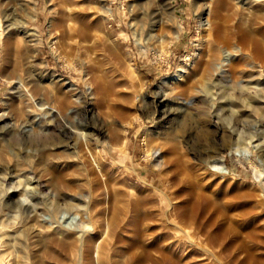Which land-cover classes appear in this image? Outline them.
<instances>
[{
  "label": "rangeland",
  "instance_id": "374dc122",
  "mask_svg": "<svg viewBox=\"0 0 264 264\" xmlns=\"http://www.w3.org/2000/svg\"><path fill=\"white\" fill-rule=\"evenodd\" d=\"M262 1L264 2V0ZM104 7H109L113 11L114 15L111 19L105 18L104 11L106 8ZM205 7L206 0H0V158L3 156L0 159V255H4V257L7 255L5 259L1 255V264H5V262L7 264H18L17 261L19 264L21 263L20 261H22L21 264H31V259L34 258L31 256H34L33 254L35 252L37 253L35 258L37 257V260H42L46 264H74L73 262L76 259L74 252L69 254L62 248L59 238H68L75 234L71 232L74 226L70 228L71 231H68L66 226L71 225L69 220L72 217L75 219L73 221L74 224L80 222L79 214H82L85 203L73 198V194H67L64 197L57 196L55 194L56 191L47 185L48 182L46 179H49V176L46 174L43 176L44 173L41 172H43L42 169L45 166L56 167L59 164L60 166L58 165L56 170L58 172L61 171L64 178L72 180L82 190L88 187V182L92 183L93 180L97 181L96 176L93 175L94 171H91L93 166L77 158L76 155H79V149L76 145L77 141H74L75 138L70 130L65 128L75 123V125L81 123L89 125L88 128L82 131L88 140L91 138L92 143H94L93 148H97V151L102 153L101 161L105 167L103 168L104 174L113 180L111 183L113 189L111 190L112 192L110 191V196L113 197L114 194L116 195V198H114H118L116 205L121 207L120 209L124 210V208H128L127 217L131 213L129 206H133L134 202L139 199L148 203L146 204V209H149L150 213L153 212V216L155 218L158 217V219H163V217L157 216L159 204H161V211L163 213L168 208L167 202L164 201L162 203V195L154 188L159 187L160 173L154 165V161L146 158L144 155L145 139L157 135L167 136L173 140L185 142L183 144L184 147L181 142V152L191 167H198L201 165L202 160H210L208 170L214 173L216 168L212 167L211 161L222 157L224 166L227 169L223 167V171L225 174H228V177L221 179L220 176L211 174L212 176H207L205 180L208 185H212V191L216 194H224L223 196H226L225 199L233 201L235 200L234 197L238 196V199L240 198L239 201L247 202V196L249 194L260 193L261 189H264V106L260 109H255L253 113L249 112L244 114V108L230 107L231 105L226 99H221L220 92L222 88L217 87L218 85L212 86L210 88L211 93L206 94L209 95L211 100L206 99L209 97H206L203 91L199 90L200 88L195 85L190 88L194 92H187L184 95L173 92L176 85L173 79L177 75L179 66L182 63H186L189 69L194 62V56H197L201 51L203 40L202 31L204 29L202 23H204L205 19H203ZM260 8L264 9V7ZM68 10L69 13L73 11V13L77 12L76 14L80 15L82 20L93 31L95 42L90 46L87 45L89 48H94V51L92 50L93 53L83 44L78 45L75 48V52L69 53L65 58H58L54 54L50 45V29L52 30V35L58 36L57 34L60 31L58 24L61 22L63 15L69 14L67 12ZM179 23H181V27L177 29L176 25ZM22 28L24 31H34L37 33L35 45L39 50L36 55L31 50L29 53H25L26 55L23 57V44L25 40L21 34ZM135 28L138 29V32L145 31L142 34V38L145 39L142 40V43L136 36ZM6 29H8V32ZM174 29L176 31L178 30L179 35L174 40L170 51H164L163 54L156 52L159 46L166 47L167 42H171V38L175 34ZM10 32L13 34L12 43L14 46H11L9 41L6 40L7 33ZM18 35L24 42L21 41ZM111 44L119 45L120 52L122 55L124 53L123 56L128 60L132 61V64H134L133 67L136 69L135 71H138L137 74H130L129 70H125L120 62L110 55L108 48H110L109 46ZM93 65L101 69L104 73L102 75L108 81L109 85L114 84L118 88L127 83L125 88H123L126 91L124 90L123 93H128L133 88L137 90L136 86H139L135 83L139 84V81L144 79L143 88L144 92H146L144 93L145 98L138 97L136 99L139 104L137 103L136 109L130 112L128 116L124 118L111 116L109 119L108 115L105 114L106 109L100 108L98 104L99 96L96 94L93 85H91L92 83L89 77L87 78L89 75H86L84 70H82L86 69L87 71L89 66ZM47 74H54L61 81L65 83L67 81L66 85H73L74 92L72 93V100L74 103L72 105L73 109L68 116L62 113V118H57L59 121L58 131H61V137L57 141H61V148L49 146L44 150V144L41 142L44 137L40 135L42 132V135L45 134L44 132H46L48 121L56 118V116H47L43 119L42 114L44 112L39 111L43 107L46 108L44 105H47V107L51 106L49 105L51 102L49 101L48 92L43 89V86L54 85L51 83L52 78H49ZM204 75L199 74L196 77L197 80H201ZM7 76L9 77L6 78ZM185 76L186 74L182 75L179 80L185 82ZM206 76H211L216 84L221 82L225 87H231L233 85L229 74H206ZM257 77L264 79V74H259V69H255L253 74H236V82H242L241 86H245L247 83L257 79ZM19 78H21L20 81H28L29 87L32 88L33 95L36 98L35 100H42L43 102L42 104H38L37 102L35 107L31 106L30 111H32L30 114L33 117L31 121L34 125L30 123L31 121L29 122L30 124L26 123L25 125L21 120L16 119L22 115L21 112L25 108V103L23 100H20V95L16 89ZM225 91H222L225 96L226 93L230 96L233 94L229 89ZM157 92L163 96L172 98L173 101L171 103L166 102L168 103L167 107H171L173 110L171 116L165 117L161 113L162 109L165 108L164 105L159 109L154 106V101L157 99ZM234 94L239 96L240 92L236 91ZM139 100L141 101L139 102ZM184 102L188 104L186 105ZM88 110L91 111L88 112ZM132 117H136V123L129 130L126 139L127 145H125L124 151L122 154H119V152L111 149L109 137L107 136L109 132L108 128L113 121L114 127L121 134L124 122L132 119ZM231 127L237 129L243 141L238 142L236 137L232 136L230 131ZM30 128H33V132H28ZM39 136L42 138H39ZM15 137L19 138L16 139ZM10 139L11 141L15 139L17 141L11 142ZM33 139V146H38L36 147L37 149L35 146H32ZM251 139L252 145L258 147H252L248 157L235 152L236 148L242 150V144L249 142ZM21 140H23V143ZM30 141L31 143H29ZM18 142L20 143L18 144ZM37 142L39 143L37 144ZM40 142L42 146H39L41 145ZM20 144L21 146H19ZM32 148L36 151L32 150ZM31 151H34V154ZM45 152L48 154L50 152L53 153H50L49 157ZM13 154H15L14 156L17 155V157H14ZM42 154L43 159L41 158ZM53 158L54 160L57 158L55 162ZM60 158L62 161L60 160L58 162ZM15 160L17 163H15ZM12 162L14 165H12ZM13 166H16V168L14 169ZM66 168L68 169L66 170ZM69 168L70 171L68 172ZM85 170L87 171L85 172ZM64 172H66V175H64ZM76 172L79 174L77 175ZM33 176L35 179L32 178ZM28 178L31 181H27ZM36 178L41 181H38ZM85 180L86 183H84ZM11 181L16 184H13L14 186H22L25 191L27 190L25 192L26 194L22 191V195L15 198L24 204H32L27 215L20 208V210L18 208L14 209L15 207L9 204L13 198H11L12 194L6 191V189L9 190L8 187H11ZM37 181L39 183L42 182V184H39ZM20 182L24 183L25 187ZM118 184L121 185L119 186ZM223 184L228 185V189L225 188L226 193L223 191L224 189H221ZM38 185L39 187L37 189L36 186ZM160 188L163 190L162 186ZM127 189L131 190L128 191ZM133 191H136V194ZM53 193L56 197H53ZM131 193L134 194L132 195ZM121 194L123 197H121ZM126 196H129L130 200ZM229 196L231 198H228ZM138 197L140 198L137 199ZM59 198L62 200H59ZM11 209L12 211H10ZM34 213L37 219L42 220L40 222L46 226L41 229V233L36 234L37 236L28 233V228L31 226V218L29 216ZM162 221L158 220L159 223L157 222L155 226L160 229ZM22 229L23 232L21 231ZM54 229L55 231H53ZM54 234L57 235L56 239L51 240L53 242L50 243L49 239ZM42 235L44 237L48 236L47 238H43ZM56 240H59L60 246ZM260 240L261 243L258 241L251 245V242H248L247 245H250L249 247L252 249L254 248V253L264 260L263 235L260 236ZM42 247H47V251L55 252L56 255L58 252L59 254L61 253L60 256H57H59L62 263L49 258L47 259L44 252L41 251ZM51 247L52 250H50ZM61 249L64 252L63 250L59 251Z\"/></svg>",
  "mask_w": 264,
  "mask_h": 264
},
{
  "label": "bare ground",
  "instance_id": "6f19581e",
  "mask_svg": "<svg viewBox=\"0 0 264 264\" xmlns=\"http://www.w3.org/2000/svg\"><path fill=\"white\" fill-rule=\"evenodd\" d=\"M247 5L249 6L246 7ZM260 7H264V2L262 0H206V7L203 13V19H205L204 23H202V27L204 29L202 31L203 40L201 51L197 56H194V62L189 69L187 68L186 63H182L179 66L177 75L173 79L174 82H176L173 92H175L176 94L178 93L184 95L187 94V92H192L193 90L190 88L195 85L200 88L199 90L203 91L204 95H206L209 94V92L211 93L210 88L212 86L218 85L217 87L222 88L220 92L221 99H226L231 105L230 107L244 108V114L249 112L253 113L255 109H260L261 107H263L264 79L257 77V79L247 83L245 86H241L242 82H236V74H253L255 69H259V74H264V9ZM104 8H106L104 11L105 18L111 19L114 15L113 11L109 7ZM67 12L69 13V10ZM73 12L63 15L61 22L58 24V27L60 28V31L57 34L58 36L52 35V30L50 29V45L54 54L58 58H65L69 53L75 52V48L78 47V45L83 44L86 45L87 49H89L91 53H93L92 50L94 48H89L88 46L94 44L95 42L94 33L87 25V23L82 20L81 16L76 14L77 12ZM176 27L177 29H180L181 23L176 25ZM6 30L8 32V29ZM21 31L25 42L22 41L19 35L18 36L20 37L21 41L24 42L23 57L26 55L25 53H29L31 50H33L34 55H36L39 50L35 45L37 33L34 31H24V29ZM173 31L175 34L171 38V42H167L166 47L159 46L158 49L155 48L156 52H160L163 54L164 51H170L174 40H176L179 35L178 30L176 31L174 29ZM144 32H138V29L135 28L136 36L139 38V41L141 43L142 40H145L142 38V34H144ZM7 34L8 36L6 35V40L9 41L11 46H14L12 43L13 34L11 32ZM109 47L110 48H108V52L110 53V55L114 59L118 60L121 66L125 68V70H129L130 74L132 75L137 74L138 71H135L136 69L133 67L134 64H132V61L128 60L125 56H123L124 53L122 55V53L120 52L119 45L111 44ZM82 70H84V73L86 75H89L87 76V78L89 77L90 82L92 83L91 85H93L96 94L99 96L98 104L100 108L106 109L105 114L108 115L109 119L111 118V116H115L116 118H124L128 116L130 112L136 109V105L138 103L136 99H138V97H144V93H146L144 92L143 88L144 79H141L140 81L138 80L139 84L135 83L139 86H136L137 90L133 88L132 91L130 90L128 91V93H123L125 90L123 88H125V85L127 83L118 88L114 86V84L109 85L108 81L102 75L104 73L98 66H89V71L87 70L88 72L86 71V69ZM185 74V82H181V80L179 79L182 75ZM199 74H205L201 80H197L196 78ZM206 74H229L233 85L231 87L226 85L228 87L227 88L223 86L221 82H218V84H216L214 83V79L211 76H206ZM47 76L49 78H52L51 83L54 84H51V86L47 87L43 86V89L48 92L49 101L51 102V104L49 105L51 106L47 107V105H44L46 106V108L43 106V108L39 107L41 108L39 111L44 112V114H42L43 119H45L47 116H56V118L48 121L49 123L46 126V132H44V135H42L43 132L41 135L38 134L39 131L37 132L38 135L44 137V141H41L44 144V150H46L45 148L49 146H56L61 148V141H57L61 137V131H58L59 121L57 120V118H62V113L68 116L73 109L72 105L74 103L72 100V93L74 92L73 85H66L67 81L66 83L61 81L60 78L55 76L54 74H47ZM8 77L9 76H7L6 78ZM129 77L131 76L129 75ZM20 79L21 78H19L18 80L19 82L16 86V89L18 94L20 95V100H23V102L25 103V108L21 112L22 115H20L16 119L21 120V122L26 125V123H29L33 119L30 114V112L32 111H30L31 106L35 107V104H37V102L38 104H42L43 102L42 100H35L36 98L33 95L32 88L29 87L28 81H20ZM62 84L64 87L62 86ZM66 88L68 89L65 90ZM120 88H122V90H120ZM228 89L231 90L233 94L230 96L227 95L228 93H226V96H228L226 97L222 91ZM236 91L240 92L239 96L234 94L236 93ZM206 97H209V95H206ZM156 98L157 99L154 101V106L159 109L164 105L165 108L162 109L161 113L165 117L171 116L173 114V110L171 107H167L168 103L166 102L171 103L173 101L172 98L163 96L159 92L156 93ZM206 99L211 100L210 97ZM140 101L141 100H139V102ZM212 101L214 100L212 99ZM184 104L187 105L188 103L184 102ZM90 111L88 110V112ZM135 118L132 117V119L124 122L121 134L114 127L113 121L110 123L107 136L109 137L110 146L113 151H117L119 152V154H122L125 149V145H127L126 139L129 130L136 123ZM30 123L32 124V121ZM75 124L71 126L69 125L65 128L70 130L73 137L75 138L74 141H77L76 145L79 149V152L77 151L79 155H76L77 158L82 160L84 163H88L93 166L91 171H94L93 175L96 176L97 181L93 180V182L95 181L94 183L88 182V187L85 190H82L80 189L81 187H77V185H75L72 180L64 178L61 171L58 172L56 170V167H58L59 164L57 165L56 163H54L57 165L56 167L45 166L42 169L43 172H41L44 173L43 176L45 174L49 176V179H46L48 183H46L56 191L55 194L57 196L64 197V195L67 196V194H73V198L79 199L83 201V203H85L82 214H79L80 222L74 224L73 221H75V219L72 217V219L69 220L71 225L66 226L68 231H71L70 228L74 226V229L71 232H74L75 234L68 238L61 237L63 241L61 238H59L62 241H60V243L62 244V248H64L69 254H72V252H74V257L76 258L75 262H73L74 264H264V260L254 253V248L252 249L249 247L250 245H247L248 242H251V245L252 243L258 241H260L259 243H261L260 236H264V189H261L260 193L249 194L247 196V202L239 201L240 198L238 199V196H232L235 200L229 201L225 199L226 196L224 197V194L222 195L221 192V194H216L214 191H212V185H208L206 183L205 179L207 176L216 174L220 176L221 179H226L228 177V174H225L223 171L224 169H226V167L224 166L222 157L211 161L212 167L216 168V171H214L213 173L208 170V163H210V160H202V166L199 165L198 167H191L190 164L186 162L185 156L181 152L182 141L180 142L179 140H173L170 137L161 135L153 136L148 139L146 138L144 142V155L146 158L154 161V165L160 173L159 187L154 188L162 195V203L164 201L167 202L168 208L163 213L161 211V204H159L157 216L161 218L163 217V219H158L157 216V218H155V216H153L152 214L153 212L150 213V210L148 209V211L146 209V204L148 203L143 201L142 199H139L140 197H138L137 199L139 200L135 199L136 202H134L133 206H129L131 208V213L130 216L127 217L128 208H124V210L120 209L121 207H118V205H116V200L118 199H115L116 195L114 194L113 197L110 196V191L113 189L111 185L113 180L111 177L104 174L103 168L105 167L103 166V163L101 161L102 153L98 152L97 148H93L94 143H92L91 138L88 140L86 135L82 131L85 130V128H88L89 125L86 123H81L79 125ZM230 129L232 136L236 137L237 141L240 142L243 138L240 137L237 129L234 127H231ZM31 131L33 132V128H30V131L28 132ZM40 136L39 138H42ZM15 138L17 139L19 137ZM39 138L37 139L40 141ZM15 140L11 141L10 139L11 142ZM27 140L25 141L27 142ZM21 141L23 143V140ZM20 142H18V144ZM29 143H31V141ZM33 143L34 139L32 142V146ZM38 143L39 142H37V144ZM42 143L39 146H42ZM184 143L182 142V146ZM242 145L243 149L239 150L236 148L235 152L246 157L250 155V149L252 147H258L256 145H252V139ZM19 146H21V144ZM36 147L38 146H35V148ZM9 148H11V146ZM32 150L34 149L32 148ZM34 151L31 152H33L34 154ZM14 155L15 154H13V156ZM42 156L43 154L41 155V158L43 159ZM14 157H17V155ZM60 160L61 158L58 160V162ZM15 163H17L16 160ZM12 165H14V163ZM16 166H13V168L15 169ZM62 166L64 167V165ZM75 168L77 167L75 166ZM67 169L68 168H66V170ZM69 171L70 168L68 172ZM86 171L87 170H85V172ZM64 173V175H66V172ZM78 174L79 173H77V175ZM32 178H34V176ZM29 180L30 179L28 178L27 181ZM20 183L25 187L24 183ZM20 183L18 184L20 185ZM84 183H86V180ZM10 184L9 185L11 187H8L9 190L6 189V191H9L12 194L11 198H13L9 204H12V206L15 207L14 209L20 208L21 211L27 215V212L30 211V206L32 204H24L19 199H15L18 196L22 195V191H24L25 193L27 190L25 191L22 186H20L21 188L19 186H14L13 184L15 183L13 182ZM39 184H42V182ZM161 186L163 190H161ZM38 187L39 185L36 186L37 189ZM225 188L228 189V185L223 184L221 186V189H224V192ZM127 190L129 191L131 189ZM134 193L131 194L133 195ZM122 194L121 197H123ZM56 195H54L53 197H56ZM126 197L129 198V196ZM134 197L136 198V196ZM228 198H231V196H229ZM60 199L61 198H59V200ZM10 211H12V209ZM35 212L37 214V211ZM36 214H31L35 216H29V218H31V226L29 225V231L27 230L29 234L31 233L36 235L38 233H41V229L46 227L44 226L45 224L43 225L42 222H40L42 220L37 219ZM158 220H163L160 229L155 226ZM55 229L53 231H55ZM21 231L23 232V229ZM25 233L27 232L25 231ZM47 236H43V238H47ZM56 236V234L51 235V237L49 236L50 243L53 242L51 240L56 239ZM49 240L46 239V241L48 242ZM58 241L56 240L57 243H59ZM44 244H46V242ZM3 246L5 247V245ZM46 248L42 247L41 251L44 252L47 259L49 258L53 261L62 263V261L59 259L61 253L59 254L58 252L57 255L59 256H57L55 252H49L46 250ZM50 250H52V247ZM62 250L63 249L59 251ZM33 255L34 256H31L34 257L31 259V264H46L42 260H37V257L35 258V255L37 256L36 252ZM2 256L4 257V255ZM6 257H4V259ZM39 257L41 258V256ZM20 262L22 263V261ZM1 263L2 262H0V264ZM17 263L19 264L18 261ZM5 264H7V262H5Z\"/></svg>",
  "mask_w": 264,
  "mask_h": 264
}]
</instances>
